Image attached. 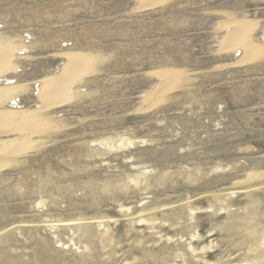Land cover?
Returning a JSON list of instances; mask_svg holds the SVG:
<instances>
[{
  "label": "rangeland",
  "instance_id": "rangeland-1",
  "mask_svg": "<svg viewBox=\"0 0 264 264\" xmlns=\"http://www.w3.org/2000/svg\"><path fill=\"white\" fill-rule=\"evenodd\" d=\"M234 20L264 46V0H0L15 108L93 60L0 168V264H264V56L226 48Z\"/></svg>",
  "mask_w": 264,
  "mask_h": 264
},
{
  "label": "bare ground",
  "instance_id": "bare-ground-1",
  "mask_svg": "<svg viewBox=\"0 0 264 264\" xmlns=\"http://www.w3.org/2000/svg\"><path fill=\"white\" fill-rule=\"evenodd\" d=\"M143 1L145 2V5L147 7H152L156 5V3L158 2L163 3L165 0H143ZM229 25L232 26V29L231 31L229 30L230 32H228L226 36H224L223 41L227 43L226 48L232 49L233 47L236 46L241 47V49L243 50L242 53L243 56L239 61V63L253 61L257 59V57L264 56L263 55L264 46H262L260 43H253L252 41H250L249 35L252 24L248 23L245 20L242 21L234 20L231 23L227 22L226 24L222 25V27L228 28ZM261 36L262 38H264V29L262 31ZM19 46L20 45L18 44L13 45L11 42L7 41L6 39L5 41L0 40V74L6 72L12 67H15V65L17 64L15 60L18 57H20V55L24 54L23 53L24 48L19 49L20 48ZM60 56L65 58L66 62L63 65L62 70L58 74V76H56L55 78L50 76L43 77V79L37 81L35 85V87L39 91L40 99L43 104L42 107H39L37 110L36 109L22 110L20 108H15L16 106L14 104L16 103V99L14 95L19 94V92H22L20 91L21 85L18 83L14 84L13 82L9 83L10 79H8L7 77H3L6 78L5 82L7 80L8 82L6 84L5 83L0 84L1 85L0 103L2 101H9L11 104L14 105L13 106L14 108H12L11 110L0 111V129L1 130L5 129L4 131L5 134L16 135L17 133V135L20 136L11 139L3 138L6 136L0 138V168H3V166H7L9 164L11 165L14 162L13 160L9 159L10 157L12 156L15 157V155L17 154L20 155V153L24 154L23 152L33 147V145L35 144L34 143L35 140L30 138V135L38 132L37 129H32L31 131L28 132H23V130L26 129V127L29 126L30 124H32L33 126H37L39 124L41 126L45 125L46 120L44 121V119L41 118L40 116V113H42L41 111L44 112V110L50 107H59L65 104V102L72 99L74 91H72L71 88L73 86V83L80 81L82 76L86 75L87 72L90 73V71H92L90 70V67L93 60L89 54L85 55L80 52L71 51V52H64ZM157 72L158 73H155L156 75H160L161 77L166 78L167 81L168 80L171 82L174 81L173 84L175 83L176 79L180 76L179 75L180 73L176 70H172V71L158 70ZM6 74L7 73L2 75H6ZM39 109H41V111H38ZM39 131H41V129Z\"/></svg>",
  "mask_w": 264,
  "mask_h": 264
}]
</instances>
